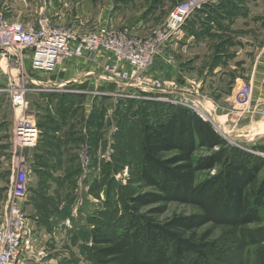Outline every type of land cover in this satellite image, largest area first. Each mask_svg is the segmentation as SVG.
Segmentation results:
<instances>
[{"label": "rangeland", "instance_id": "374dc122", "mask_svg": "<svg viewBox=\"0 0 264 264\" xmlns=\"http://www.w3.org/2000/svg\"><path fill=\"white\" fill-rule=\"evenodd\" d=\"M180 1L178 0V3ZM14 2L16 4V1L11 0V3ZM242 2L244 0H221L219 4L207 8L206 12L188 18L183 26L187 25L189 30L194 29L197 37L201 33L207 34L212 29L219 30L227 25V21L231 22L234 9L229 4L233 3L237 11V8L242 7ZM168 7L169 13L173 6ZM247 8L249 17H264L263 3L248 2ZM168 13H165L167 14L165 19ZM253 22L247 18V25L243 26L242 19H237L234 25L241 31H246L243 32L247 39L246 44L251 48L248 49L251 51L247 61L248 75L242 82L249 83L251 87L249 105L243 108L232 101L241 83L229 89L201 88L195 83L197 78L205 79L206 66L218 60L217 42L230 34L227 31L221 32L217 38H211L212 52L207 56L204 49V52H201L204 54L193 71L185 70L187 74H184L182 70L179 72L177 70L175 79L180 84L178 100L182 102L174 106L186 107L196 114L201 112L202 118L210 121L226 141L227 147L234 148L233 151L240 156L248 154L260 157L259 162L263 163V166L258 177L263 178L264 184V114L260 111L264 101L262 86L264 81L261 79L252 81L253 69H250L254 52L252 47L264 43V24L259 26ZM161 24L150 27L151 30L143 35L152 33ZM125 27L127 26L120 28ZM168 54L171 57V65L178 69L177 60L180 57ZM36 73L38 72H33L29 58L11 65H7L4 60L0 61V219L7 209V196L12 179L16 172L24 171L27 177V187L23 195L24 210L32 230L41 228L34 241L42 246L44 243V249L60 254L57 264H91L88 255L92 227L110 233L119 230L120 219L113 202L115 195L120 191L119 188L131 181V169L136 159V142L135 139H131L128 132L137 130L138 121L147 120V117L152 121L155 115L158 116L170 106L162 101H158L160 103L157 104L155 100V105L149 107V112L146 110L147 103L133 102L124 108L112 95L105 93L94 95L95 89L104 92L116 90L114 86H100L99 83L95 89L88 88L87 84L80 85L79 95L73 99L70 97L69 100L61 96L59 94L61 92H56V87L50 82L47 84L33 82L34 76H38ZM39 73L44 82L49 72ZM15 89L24 90L25 103L22 105L13 102L12 93ZM63 102L66 105H61ZM21 115L32 119L39 128L40 137L32 147L17 145L13 140V125L15 119ZM68 116L69 119L65 121ZM68 122L70 123L66 125ZM78 124H81L80 131L76 130H79ZM61 129H66L68 135L63 137V134L55 133ZM94 133L97 136L92 139L90 134ZM196 154L202 155L205 152L197 151ZM213 172V170L202 172L200 176L204 177ZM107 193L109 201H106ZM145 209L147 208L143 210ZM194 211L196 208L192 205L171 202L157 218L165 220L172 215L189 214ZM210 227L211 225L207 224L198 229L197 233L201 234ZM248 227L256 230L257 242L239 251L233 249L220 264H232V261L264 264V198L260 220L249 224ZM224 231L223 227L214 228L211 239L223 243L225 238L221 235ZM212 257L211 264H216V259L220 256L215 252Z\"/></svg>", "mask_w": 264, "mask_h": 264}, {"label": "trees", "instance_id": "16d2710c", "mask_svg": "<svg viewBox=\"0 0 264 264\" xmlns=\"http://www.w3.org/2000/svg\"><path fill=\"white\" fill-rule=\"evenodd\" d=\"M118 100L124 108L147 103V112L155 105L152 99ZM165 104L170 107L152 121H138L137 130L128 132L136 142V159L131 181L119 188L113 202L119 230L92 227L91 264H211L215 252L220 264L233 249L257 242L256 230L248 225L260 220L264 198L260 157L240 156L210 121L186 107ZM105 197L109 201V193ZM171 202L196 211L158 220ZM207 224L211 227L198 234ZM216 227L225 228L223 243L210 237Z\"/></svg>", "mask_w": 264, "mask_h": 264}, {"label": "built area", "instance_id": "2783aa9c", "mask_svg": "<svg viewBox=\"0 0 264 264\" xmlns=\"http://www.w3.org/2000/svg\"><path fill=\"white\" fill-rule=\"evenodd\" d=\"M221 0H181L169 11L165 21L148 35H137L129 28L98 25L85 32L73 26L52 25L48 17H41L34 25L8 19L0 10V61L14 64L29 58L33 72H50L62 60L82 57L84 53L110 52L114 62L102 66L96 74L100 84L116 90L109 94L121 100H156L178 105V80L162 78L149 72L158 58L171 65L167 47L175 40L185 21L206 12ZM27 54V55H26ZM36 82L35 80H32ZM180 85V84H179ZM38 90L39 88H34ZM24 90L12 93L14 103L22 105ZM251 100L249 83H241L232 101L247 107ZM260 111L264 114V101ZM202 113H198L200 117ZM40 137L37 125L21 115L13 125V140L20 146L32 147ZM27 187L24 171L15 173L7 196V209L0 219V264H24L25 255L33 247V230L24 210L23 195ZM41 254V253H39Z\"/></svg>", "mask_w": 264, "mask_h": 264}, {"label": "crops", "instance_id": "0c3cea01", "mask_svg": "<svg viewBox=\"0 0 264 264\" xmlns=\"http://www.w3.org/2000/svg\"><path fill=\"white\" fill-rule=\"evenodd\" d=\"M0 0V10L5 16L26 24H36L38 19L48 17L51 24L55 26H73L79 32H85L98 25L113 26L120 28L127 26L132 33L139 35L146 34L150 27L158 26L165 19L170 7L178 3V0ZM248 2L253 4L263 3L264 0H244L242 7L236 11L233 3L229 4L234 9L230 18L231 22L224 25L219 30L212 29L207 34L201 33L195 36L194 29H188L187 25L177 33L176 38L167 47V54L170 53L180 57L178 69L174 65L166 64L163 59L158 58L150 68L149 72L162 78H175V73L180 70L184 74L193 71L194 66L203 56L204 49L207 56L212 52L213 43L211 38H217L221 32H230L217 42L216 57L218 60L212 65L206 66V78H197L196 85L201 88L211 87L220 89L236 87L244 82L247 77L248 51L245 30L236 28L234 25L237 19H242L243 26H246V19L249 18L253 24L263 25L264 17H249ZM170 3V4H169ZM241 3V2H240ZM169 4V5H167ZM241 12H240V11ZM263 20V21H262ZM244 28V27H243ZM244 32V33H243ZM243 33V34H241ZM253 60L250 64L252 70V81L256 79L264 81V43L254 46ZM251 49V48H250ZM188 50V51H187ZM191 54V55H190ZM27 55V54H26ZM169 55V54H168ZM190 55V56H188ZM27 58V57H26ZM114 62V57L110 52L99 51L96 53H84L82 57L60 61L55 68L49 72L43 82L41 73H36L34 80L37 84H47L50 82L56 88L55 91L61 96L73 99L79 95L80 85L87 84L88 88L97 86L96 74L102 66ZM254 71V72H253ZM193 73V72H191ZM256 73V74H255ZM183 74V75H184ZM253 74V75H252ZM217 75V77H215ZM36 77V78H35ZM185 77V76H184ZM45 79V78H44ZM217 79V80H215ZM194 83V82H193ZM100 84V83H99ZM208 84H211L208 85ZM260 84V83H259ZM104 84H100V86ZM262 86L264 84L262 83ZM63 87L62 89H58ZM235 89V88H233ZM71 97V99H70ZM62 99V98H61ZM63 100V99H62ZM61 105H66L64 102ZM70 114L69 112L67 113ZM69 119L66 117L65 121ZM79 119V117H78ZM76 120H73V122ZM72 122V121H71ZM70 122L66 123L68 125ZM80 123V122H77ZM81 124H78L77 131H80ZM66 129H61L56 134L61 133L67 136ZM69 132V129H68ZM41 229V228H40ZM33 229V239L36 238L38 230ZM40 233V232H39ZM57 242V241H56ZM45 246V244L43 243ZM55 245H59L55 243ZM36 240L33 247L25 255L24 264H57L60 254H55L53 250L44 249ZM39 253H41L39 255Z\"/></svg>", "mask_w": 264, "mask_h": 264}]
</instances>
